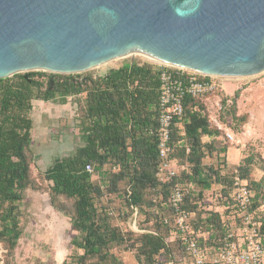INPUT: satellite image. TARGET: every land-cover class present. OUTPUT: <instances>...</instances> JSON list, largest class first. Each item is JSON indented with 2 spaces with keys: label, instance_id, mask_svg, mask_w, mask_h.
I'll use <instances>...</instances> for the list:
<instances>
[{
  "label": "trees",
  "instance_id": "16d2710c",
  "mask_svg": "<svg viewBox=\"0 0 264 264\" xmlns=\"http://www.w3.org/2000/svg\"><path fill=\"white\" fill-rule=\"evenodd\" d=\"M158 74V66L131 61L101 75H51L43 81L36 78L43 73L32 71L0 79V243L9 257L22 235L20 203L25 191L38 188L32 175L33 101L60 97L65 103L69 96L81 98L76 124L83 144L72 155L56 159L44 171L43 178L50 184L51 205L70 216L73 228L81 235V239H72V244L81 250L76 264H124L114 249L130 250L136 245V257L142 264H152L157 255L166 251L174 259L175 249L180 250L182 257L186 255L180 241L169 242L174 227L173 212L162 203L167 202L175 184H192L185 193L183 207L196 211L200 207L199 199L205 197V191L212 184L221 185L227 197L234 188L235 175L224 174L222 167L205 163L213 152L226 149L218 150L213 142H203L204 136L214 137L219 131L210 126L201 98L187 95L183 117L177 121L172 134L175 146L172 156L180 165H186L187 171L169 183L158 182ZM222 103L226 105L227 99ZM236 112L234 101L231 117L236 122H246V118L237 116ZM252 163L253 155L246 157L237 167V175L248 181L251 210H256L264 205V175L256 180ZM88 164L94 167L109 191H117L118 182L128 181L130 192L126 190L123 198L132 213L131 206L138 211L145 208L148 192L152 193L149 219L151 227L156 229L135 234L113 226L105 207L98 205L104 195L103 185L93 180L92 173L86 169ZM106 165H110L109 169H105ZM114 165L117 171H113ZM262 170L264 172V159ZM161 209L169 211L163 213L169 218L167 223L161 218ZM204 213L199 212L192 219L194 227L222 233L219 213ZM261 219L264 225V216ZM213 235L210 241L214 240Z\"/></svg>",
  "mask_w": 264,
  "mask_h": 264
},
{
  "label": "water",
  "instance_id": "95a60500",
  "mask_svg": "<svg viewBox=\"0 0 264 264\" xmlns=\"http://www.w3.org/2000/svg\"><path fill=\"white\" fill-rule=\"evenodd\" d=\"M136 53L206 75L261 74L264 0H0V79Z\"/></svg>",
  "mask_w": 264,
  "mask_h": 264
},
{
  "label": "rangeland",
  "instance_id": "374dc122",
  "mask_svg": "<svg viewBox=\"0 0 264 264\" xmlns=\"http://www.w3.org/2000/svg\"><path fill=\"white\" fill-rule=\"evenodd\" d=\"M146 62L154 66L160 62L145 57L141 54H129L125 57L98 66L91 70L75 74H53L50 72L35 71L43 73L37 79L46 81L49 76L55 75H101L110 68H117L126 62ZM32 72V71H29ZM28 73V72H26ZM220 80L225 89L215 94L202 98L200 103L205 107L210 126L219 131L214 137L204 136L203 142L215 144V147L226 149L225 152H213V156L205 160L206 164H215L222 167L224 174L237 175V167L243 164L246 157L253 155L251 164L253 177L259 180L263 177L262 160L264 159V72L249 77H215ZM227 99L223 105L222 100ZM81 98L69 96L63 103L60 97L51 101L34 100L31 118L34 123L31 149L33 151L32 175L38 188H29L25 191L24 199L20 203V227L22 231L18 246L12 256L7 255V250L0 243V264H76L81 250L72 244V239L81 235L72 226L70 216L56 210L50 203V184L43 178V173L53 165L56 159L72 155L78 146L83 144L80 131L77 127L79 119V102ZM235 101L237 116L246 118V122H236L231 117L232 103ZM227 133H231L233 140L229 139ZM106 165L105 169H109ZM93 180L101 185L96 171L92 172ZM128 188V181L118 182L117 191H109L103 185L104 195L98 205L105 207L109 213L111 224L120 228L123 232L141 234L142 231L156 229L151 227L149 213L152 206L149 205L153 194L148 192L146 207L138 211L135 218L134 213L127 207L123 198ZM234 188L224 196L221 185L212 184L205 192V197L199 199L200 207L194 211L196 216L199 212H209L215 209L222 210L223 199H231ZM64 198H62L63 200ZM68 204V202L66 201ZM161 213L169 211L160 210ZM264 216V205L258 208L257 212ZM203 215H206L204 213ZM152 218V217H151ZM136 222L137 230L134 228ZM239 223V219L236 220ZM145 224V226H143ZM203 232L213 233L214 244L222 233L212 232L201 228ZM215 241V242H214ZM137 247V245H136ZM136 247L130 250L114 249L124 264H142L136 257ZM175 247V246H174ZM177 248V247H175ZM174 259L180 264L186 256L180 255V250L175 249ZM171 258L168 251L160 254L159 259Z\"/></svg>",
  "mask_w": 264,
  "mask_h": 264
},
{
  "label": "built area",
  "instance_id": "2783aa9c",
  "mask_svg": "<svg viewBox=\"0 0 264 264\" xmlns=\"http://www.w3.org/2000/svg\"><path fill=\"white\" fill-rule=\"evenodd\" d=\"M158 77L159 114L156 136L159 163L156 178L159 183L165 184L181 172L187 171V166L180 165L172 156L175 148L172 138L173 128L183 117L185 97L188 95L202 99L207 95L223 91L225 86L220 80L214 79L222 76L206 75L189 68L164 63L159 65ZM227 136L233 140L231 133H227ZM86 169L90 173L94 171L91 164H88ZM112 169L118 170L116 165ZM192 187V184H175L167 202L162 203L163 207H170L173 212L174 227L170 231L169 242L180 241L185 247L186 256L180 264H264V233L262 232L264 225L261 216L257 213L258 209L251 210L252 193L248 181L236 175L231 199H223L224 204L221 206L227 213L223 214L221 209L214 210L219 213L223 228L221 236L217 242L214 241V244H209L210 232L207 234L201 228L194 227L192 219L195 218L196 213L183 207L185 193ZM127 190L129 191V186ZM131 207L136 218L138 208ZM161 214V218L167 223L169 218ZM237 219L239 223L236 222ZM134 228L137 230L136 222ZM159 257L160 254L155 257L152 264H178L173 258L159 259Z\"/></svg>",
  "mask_w": 264,
  "mask_h": 264
},
{
  "label": "flooded vegetation",
  "instance_id": "af4514ba",
  "mask_svg": "<svg viewBox=\"0 0 264 264\" xmlns=\"http://www.w3.org/2000/svg\"><path fill=\"white\" fill-rule=\"evenodd\" d=\"M53 86H51V88H52Z\"/></svg>",
  "mask_w": 264,
  "mask_h": 264
},
{
  "label": "crops",
  "instance_id": "0c3cea01",
  "mask_svg": "<svg viewBox=\"0 0 264 264\" xmlns=\"http://www.w3.org/2000/svg\"><path fill=\"white\" fill-rule=\"evenodd\" d=\"M206 191H207V190H206ZM206 191H205V192H206Z\"/></svg>",
  "mask_w": 264,
  "mask_h": 264
}]
</instances>
